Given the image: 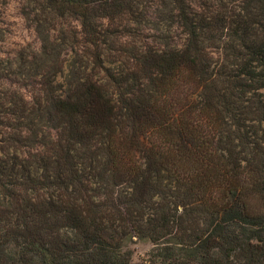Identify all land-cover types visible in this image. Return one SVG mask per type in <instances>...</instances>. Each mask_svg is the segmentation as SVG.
Listing matches in <instances>:
<instances>
[{"label": "trees", "instance_id": "1", "mask_svg": "<svg viewBox=\"0 0 264 264\" xmlns=\"http://www.w3.org/2000/svg\"><path fill=\"white\" fill-rule=\"evenodd\" d=\"M18 4L39 46L0 19V264H264V0ZM150 6L175 29L131 44Z\"/></svg>", "mask_w": 264, "mask_h": 264}, {"label": "rangeland", "instance_id": "2", "mask_svg": "<svg viewBox=\"0 0 264 264\" xmlns=\"http://www.w3.org/2000/svg\"><path fill=\"white\" fill-rule=\"evenodd\" d=\"M21 1V0H20ZM19 0H6L2 5V25L6 29V41L2 45L5 50H14L18 44L27 43L31 46L38 47L39 41L34 33V22L31 16H23ZM167 9V8H164ZM166 10H155L150 7H142L141 19L138 23H126L125 28L121 31L123 37L130 41L131 44L139 40L143 35L156 34L164 31L168 27L175 29V22L168 19ZM166 13V14H165ZM264 95V91H263ZM152 244L148 240H139L133 238L125 244V249L130 252L132 262H140L150 250Z\"/></svg>", "mask_w": 264, "mask_h": 264}]
</instances>
